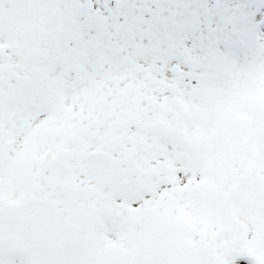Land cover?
<instances>
[{
    "label": "snow or ice",
    "instance_id": "6c2138e0",
    "mask_svg": "<svg viewBox=\"0 0 264 264\" xmlns=\"http://www.w3.org/2000/svg\"><path fill=\"white\" fill-rule=\"evenodd\" d=\"M0 264H264V0H0Z\"/></svg>",
    "mask_w": 264,
    "mask_h": 264
}]
</instances>
